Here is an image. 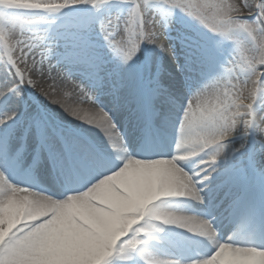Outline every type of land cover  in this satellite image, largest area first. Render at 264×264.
Masks as SVG:
<instances>
[{"label": "snow or ice", "instance_id": "snow-or-ice-1", "mask_svg": "<svg viewBox=\"0 0 264 264\" xmlns=\"http://www.w3.org/2000/svg\"><path fill=\"white\" fill-rule=\"evenodd\" d=\"M112 2L0 0V264H264L258 242L264 228L221 241L215 216L203 219L163 203L183 197L204 204L207 196L209 208L216 200L230 219L241 212L245 178L264 181V113L257 110L264 104V0L242 7L232 0H159L165 16L152 10V0H122L131 5L126 17L99 22L104 46L118 60L111 67L86 27L60 32L56 19L22 15L56 16L81 6L99 11ZM177 10L205 30L186 25L195 36L181 35L183 64L168 43ZM40 24L47 27L37 29ZM208 34L235 43L226 64L217 63ZM144 45L160 56L142 55ZM53 58L81 72L87 83L70 71L60 78L92 110L58 94ZM197 71L204 82L192 91ZM45 76L54 81L47 87ZM181 89L191 93L186 103ZM98 91L111 98L112 109L97 101ZM117 108L128 114V139L114 119ZM55 109L88 129L68 126ZM93 128L107 147L88 134ZM191 159L197 164L185 170ZM168 226L205 238L214 250L182 261Z\"/></svg>", "mask_w": 264, "mask_h": 264}, {"label": "bare ground", "instance_id": "bare-ground-1", "mask_svg": "<svg viewBox=\"0 0 264 264\" xmlns=\"http://www.w3.org/2000/svg\"><path fill=\"white\" fill-rule=\"evenodd\" d=\"M41 13H43V12H39V13H24V15L26 16V17H28V18H32L31 17V15L33 16V18H36V17H40V14ZM43 14H46V13H43ZM11 15H16V14H14V13H11ZM23 15V14H22ZM245 15H247V14H245ZM53 17H54V15L52 16V15H47V17H46V20H52L53 19ZM76 25H67V24H63V26H62V28L61 27H58L59 29H57L58 31H60L61 32V29L63 30V31H67V30H73L74 29V27H75ZM47 27V25H45V24H40V25H37L36 26V28L37 29H44V28H46ZM176 27V24H174V23H172V27H171V29H170V31L168 32V34L172 31V28H175ZM86 31H85V36L89 39V40H91V41H97V37L96 36H94V34L97 32V30H95V28H89L88 29V27H86ZM176 31H179V32H181V29L180 28H178ZM183 33V32H182ZM182 35V34H181ZM183 35H185L184 33H183ZM169 36V40H168V43L170 44V45H172V47L176 44V41L173 39V36H170V35H168ZM186 36H188V35H186ZM180 41V40H179ZM97 45V44H96ZM159 53V51L157 50V49H155L154 48V46H152L151 47V55L152 56H154V57H156V56H158V55H160V54H158ZM230 54L231 55H233V51L232 52H230ZM180 55V54H179ZM178 55V56H179ZM37 59H39V57L37 56ZM112 60H113V58H111ZM184 59H185V56H184V54H181L179 57H178V63H181V64H183L184 63ZM229 60H231V59H228V61ZM227 61V62H228ZM54 62H55V64L57 65V70H59V71H57V72H53L52 73V75L54 76V77H56V80H55V83L57 84V88L55 89L57 92H58V94H61V95H63L64 96V98L67 100V102L68 103H70V104H72L73 106H78V107H80V108H82V109H84V110H92V104H91V102H89V101H87L85 98H82V97H80L79 96V94H78V90H76L75 89V87H74V84L72 83V82H70V81H67V80H61V76L63 75V72L64 71H70V73L71 74H79V73H81L79 70H77L76 68H72V67H70V66H68L67 64H64V63H59V64H57V61L56 60H54ZM113 62L114 63H118V60H116V61H114L113 60ZM53 63V62H52ZM217 63L218 64H224V63H222L220 60H217ZM54 64V63H53ZM60 65H63L62 67H60ZM112 66V63H109V67H111ZM167 67H168V70L169 71H171L172 72V74H173V70H174V66H172V65H170V64H167ZM3 69H4V64L3 63H0V72H2L3 71ZM45 71L47 72V65L45 66ZM37 79H39V77H36ZM73 80H76L77 81V79H75V78H72ZM176 80H177V78H176ZM45 81H46V83L44 84V86L45 87H47L49 84H52L54 81H52V80H49L48 78H47V76H45ZM78 82V81H77ZM83 83H87V81L84 79V81H82ZM81 82V83H82ZM177 82H178V80H177ZM99 95H101L102 94V92L101 91H98L97 92ZM37 96H39V94L37 93ZM187 96H188V93H187ZM40 99H43V97H39ZM103 107H105L106 108V105H105V103H103V105H102ZM52 107H54V106H52ZM106 109H110V108H106ZM55 111L56 112H58L59 113V116L57 117V119H60V117L61 116H63V118H64V121L68 124V126H70V127H80V128H85V129H88V127L89 126H87V125H81V124H79V122H77V121H73V120H71V118H69V117H67V116H64V114L62 113V112H60V110L59 109H55ZM116 111L119 113V112H121L122 110H120L119 108H117L116 109ZM113 116H114V112H113ZM114 119L116 120V117L114 116ZM118 124V123H117ZM88 134L90 135V136H92L98 143H101V144H103L105 147H107V141L104 139V137H103V135L97 130V129H89V131H88ZM125 138L127 139V135H125ZM167 201H168V204L171 206V207H173V202H172V198H165L164 199V201H163V203L165 204V205H168L167 204ZM243 226V225H242ZM169 228H166V231L169 233V237H173V236H175V232H173L171 229H173V230H177V231H181V230H184V229H178V228H176L175 226H168ZM184 231H186V230H184ZM187 232V231H186ZM193 234V233H192ZM196 235V234H195ZM196 236H198V235H196ZM181 240H184V241H186V246H188L189 248H191V250L193 251L194 250V248H196V245L195 244H192L188 239H184V238H182ZM209 243V242H208ZM188 244V245H187ZM209 246H210V250H211V252L214 250L213 249V247H212V245L209 243ZM193 260V259H192Z\"/></svg>", "mask_w": 264, "mask_h": 264}, {"label": "rangeland", "instance_id": "rangeland-1", "mask_svg": "<svg viewBox=\"0 0 264 264\" xmlns=\"http://www.w3.org/2000/svg\"><path fill=\"white\" fill-rule=\"evenodd\" d=\"M152 2L154 4H156V6H153V4L151 5L152 10L155 11L157 14L159 13L160 16L165 13L167 14L168 11L163 10L162 8V3L159 2V0H152ZM233 3H236L237 6L242 7L245 0H232ZM131 5L128 3H124L122 2V0H113L112 3L108 4V5H104L100 8L99 11H96L95 9H92L90 7H75V8H68V9H64L61 13L57 14L56 16L53 17V19L57 20V25L60 26L62 28L63 24H67V25H80L83 27H88V28H95V30H97V32L94 34V36L97 37V41H94L95 44H97L98 47H100L106 54H107V59L112 58V54L108 51V49L104 46V40L102 38V36L100 35L99 32V22L101 20H105L108 19L110 17H120V18H124L127 16L128 14V10L129 7ZM11 13L13 12H6L5 15L6 16H12ZM17 15H20V13H14ZM180 15V17H178V15ZM244 14H247L246 12ZM48 14H40V17L42 16L44 19H46ZM174 15L176 16L175 21L179 20V22L182 24H191L190 22V18L187 17L185 14L179 12L178 10L174 13ZM185 15V16H184ZM53 16V15H52ZM52 19V20H53ZM76 31L80 28L76 27ZM200 30L203 32H205V30L202 27H199ZM59 29V28H58ZM57 30V29H56ZM175 30V28L173 29ZM63 30L61 29V32ZM71 30H67L66 32L70 33ZM173 37H177V33L176 32H172L171 34ZM208 35H212V34H208ZM223 39V38H222ZM209 40V39H208ZM223 41H226L227 44L229 43H233V45L235 46V43L233 41H228L226 39H223ZM151 47L150 45H144L142 46V55H149L151 52ZM235 49V47H234ZM174 50V54L177 56L180 53L182 54L183 52H179L178 50H176L175 48H173ZM160 54V53H158ZM160 55L156 56L159 57ZM167 61V57L164 58ZM55 58H53L52 62L55 64L54 62ZM168 64L172 65L171 62L169 61ZM63 65H60V67H62ZM173 66V65H172ZM173 72H175V68L173 70ZM199 74V71L193 73V76H197ZM196 78L193 80L195 81Z\"/></svg>", "mask_w": 264, "mask_h": 264}]
</instances>
